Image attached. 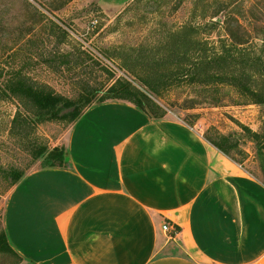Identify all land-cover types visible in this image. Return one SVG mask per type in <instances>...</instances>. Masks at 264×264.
<instances>
[{
  "label": "crops",
  "instance_id": "crops-1",
  "mask_svg": "<svg viewBox=\"0 0 264 264\" xmlns=\"http://www.w3.org/2000/svg\"><path fill=\"white\" fill-rule=\"evenodd\" d=\"M66 147L71 166L35 169L7 198L20 264H264L263 181L195 128L108 100Z\"/></svg>",
  "mask_w": 264,
  "mask_h": 264
},
{
  "label": "rangeland",
  "instance_id": "rangeland-1",
  "mask_svg": "<svg viewBox=\"0 0 264 264\" xmlns=\"http://www.w3.org/2000/svg\"><path fill=\"white\" fill-rule=\"evenodd\" d=\"M226 20L264 55V0H0V83L21 71L71 99L121 77L139 85L145 61L165 54L171 31L192 23L217 41L227 35ZM155 85L153 97L166 110L165 118L195 128L211 145L219 135L227 136L237 162L213 146L264 181V151L259 153L264 139L258 143L252 137L264 132V105L245 102L233 87H205L179 74ZM19 107L17 99L0 94V231L15 186L4 170L16 167L27 175L42 168V159H34L31 151L41 145L66 146L74 124L50 121L14 134L12 120ZM17 262V256L0 251V264Z\"/></svg>",
  "mask_w": 264,
  "mask_h": 264
},
{
  "label": "trees",
  "instance_id": "trees-1",
  "mask_svg": "<svg viewBox=\"0 0 264 264\" xmlns=\"http://www.w3.org/2000/svg\"><path fill=\"white\" fill-rule=\"evenodd\" d=\"M217 23L218 20L212 21L211 25ZM232 25L231 20H226L227 35L217 41L202 35L201 26L192 23L171 31L163 44L165 54H154L145 61L141 76L138 77L137 69L130 67L125 60L126 67L139 78V85L121 77L104 89L89 87V92L78 99L68 98L48 84L35 83L21 71L14 72L0 83V94L17 99L20 105L12 120L11 132L24 134L27 128L33 129L38 124L57 120L75 123L86 109L108 100L128 101L151 119H164L166 110L153 94L158 93L155 84L170 74L188 77L192 83L205 87H233L244 96L245 102L264 105V55L253 50L245 35ZM252 137L260 143L264 139V132L253 133ZM219 139L211 142L236 161L230 154L235 145L229 144V138L225 135H219ZM263 148L264 145L259 153H263ZM31 154L34 159H42V168L71 166L69 151L64 145L52 148L41 145L35 147ZM4 172L12 184L25 176L23 169L16 167ZM0 251L17 256L16 264L22 262L5 228L0 231Z\"/></svg>",
  "mask_w": 264,
  "mask_h": 264
},
{
  "label": "built area",
  "instance_id": "built-area-1",
  "mask_svg": "<svg viewBox=\"0 0 264 264\" xmlns=\"http://www.w3.org/2000/svg\"><path fill=\"white\" fill-rule=\"evenodd\" d=\"M170 228H171V225H170L169 223H164V224H163V229H164L165 231H169Z\"/></svg>",
  "mask_w": 264,
  "mask_h": 264
}]
</instances>
